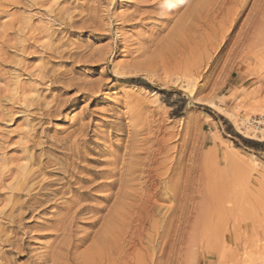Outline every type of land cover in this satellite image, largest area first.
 I'll return each mask as SVG.
<instances>
[{
	"label": "rangeland",
	"instance_id": "rangeland-1",
	"mask_svg": "<svg viewBox=\"0 0 264 264\" xmlns=\"http://www.w3.org/2000/svg\"><path fill=\"white\" fill-rule=\"evenodd\" d=\"M157 1L0 0V264H52L59 228L69 222L51 221L54 204L63 201L54 191L65 197L78 192L71 212L83 210L71 231L82 242L72 253H85L116 201L119 185H107L116 178L112 172L124 173L132 159L137 178L130 182L134 189L128 184L134 200L127 203L135 206L126 210L127 221L115 224L114 237L93 249L103 252L104 264H264V151L241 141L264 144V28L251 33L254 0H242L243 11L229 30L227 20H217L210 46L193 67L200 76L193 77L191 95L163 47L179 15L170 14L168 0L154 6ZM241 34L244 44L237 41ZM130 79L145 82L149 89L139 87L156 96L131 88L136 85L124 82ZM40 161H49V173L34 179L38 183L30 173L29 185L20 189V167L33 172ZM183 177L195 182L196 199L177 209L178 202L165 195L159 205L175 203L176 213L161 224V208L150 216L153 225L150 218L141 224L140 210L134 212L142 208L139 202ZM41 181L51 186L36 189L46 201L43 211L33 212V200L23 203ZM162 229L168 233L157 238L154 232ZM120 256L130 261L121 263Z\"/></svg>",
	"mask_w": 264,
	"mask_h": 264
},
{
	"label": "bare ground",
	"instance_id": "bare-ground-1",
	"mask_svg": "<svg viewBox=\"0 0 264 264\" xmlns=\"http://www.w3.org/2000/svg\"><path fill=\"white\" fill-rule=\"evenodd\" d=\"M157 1V0H156ZM164 1H167V0H158L155 4L156 5H154V6H160V5H162V3H164ZM169 1V3H171L172 4V6H173V10H171V11H169L170 12V14L171 13H173L174 14V16H175V18H176V16L177 15H179V16H177V20L175 21V23H174V25H173V27H172V29L170 30V31H168V34H167V38H166V41H165V46H163L164 47V52H165V54L167 55V56H170V58H171V60L173 61V63H174V66L176 67V68H178V69H180V70H182L183 71V78H184V80H183V85L185 84V86L187 85V87H188V85L191 87V89L188 91L189 93H190V95H191V93L193 92V91H195V90H193L192 91V89L194 88V86H195V80L193 79V77H194V75H199L200 76V72H198V71H196V69H193V67L194 68H196V66H197V58H198V56H202V54H203V52L205 51V49L206 48H208V46H210L209 45V43H210V37H212V33L214 34L215 32H216V29L218 30V27H217V20L218 19H220L221 20V22L222 23H226V22H228V24H226V25H228L227 26V29L225 28L224 30H229L230 28H231V24L234 22V20L242 13V11H243V6H242V4H243V2H242V0H168ZM167 1V2H168ZM243 1H245V0H243ZM166 2V3H167ZM246 2V1H245ZM249 2V1H248ZM263 3H264V0H254V2L252 3V9H251V12L253 11L254 12V16L252 17V20H250V21H252L251 22V25H250V27H251V29H253V31H251V33H252V35H256V33H259V32H261L260 30H261V28H264V17H263V10H262V6H264L263 5ZM170 4V5H171ZM249 4V3H248ZM153 6V7H154ZM171 6V7H172ZM228 6H233L234 7V9L232 10V12L230 11L231 9H229L228 8ZM182 8H185L184 10L182 9ZM160 9H161V7H160ZM183 10L181 13H178L180 10ZM170 10V9H169ZM167 11V10H166ZM168 12V11H167ZM178 13V14H177ZM172 14V15H173ZM241 17V16H240ZM173 18V17H172ZM225 18H227V19H225ZM174 19V18H173ZM225 20H227L226 22H224ZM258 23H260V24H258ZM234 24V23H233ZM249 25V24H248ZM218 26H221V25H218ZM233 26V25H232ZM245 26V25H244ZM223 27V26H222ZM244 28V27H243ZM251 29H247L248 31H246V34H248L249 33V31L251 30ZM223 29L221 28V31H222ZM242 30V29H241ZM245 30V29H244ZM264 30V29H263ZM220 32V31H219ZM226 32V31H225ZM241 32V31H240ZM244 32V31H243ZM248 32V33H247ZM218 33V32H217ZM246 34H241L240 35V37H242L241 38V40H237L239 43H245V41H246V39H247V36H245ZM251 35V36H252ZM249 36V35H248ZM239 37V36H238ZM262 37V36H261ZM224 38V37H223ZM249 38H251V37H249ZM237 39V38H236ZM213 40V39H212ZM235 41V40H234ZM219 42H221V41H219ZM224 42V41H223ZM227 42V41H226ZM228 43V42H227ZM250 44V43H249ZM220 46V45H219ZM223 46V45H222ZM233 46L235 47V45L233 44ZM244 46V45H243ZM247 46V45H246ZM162 47V46H161ZM215 47H217V45L215 46ZM234 47H232V49L234 48ZM241 47V46H240ZM240 47H239V49H240ZM235 49V48H234ZM233 49V51H236V50H234ZM249 49V48H248ZM208 50H210V49H208ZM238 51V50H237ZM236 51V52H237ZM244 51V50H243ZM235 53V52H234ZM238 53V52H237ZM240 53V52H239ZM165 54H163L164 56H166ZM246 54H248V55H250L251 54V52H250V50H248L247 51V53ZM212 56V55H211ZM200 59V58H199ZM202 60V59H201ZM198 67V66H197ZM204 68V67H203ZM204 70V69H203ZM201 71V70H200ZM180 72V71H179ZM203 72V71H202ZM201 72V73H202ZM178 72H176V74H177ZM180 74H182V73H180ZM179 74V75H180ZM202 75V74H201ZM206 75V74H205ZM198 76V77H199ZM203 76V75H202ZM179 78H181L180 76H178ZM179 78L177 79V80H179ZM199 80V79H198ZM181 83V82H180ZM197 84V83H196ZM197 86H199V85H197ZM131 88H133V89H138V90H144V92H148L147 90H145V89H143V88H141V87H136V86H130ZM184 87V86H183ZM185 89V88H184ZM196 89V88H195ZM186 91V90H185ZM151 96H156V94L154 93V92H148ZM193 94V93H192ZM84 97H87V96H84ZM137 100V99H136ZM137 103H138V101H137ZM143 104V103H142ZM138 107H139V105H137ZM140 107H142L141 105H140ZM144 107H146V106H144ZM144 107H142V108H144ZM139 109V108H138ZM146 111V110H145ZM138 112V111H137ZM143 112V111H142ZM144 114V113H143ZM138 115V114H137ZM142 115V114H141ZM140 116V115H139ZM139 120V119H138ZM146 124V123H145ZM135 133V132H134ZM134 136L136 135V133L135 134H133ZM245 136L246 137H249V138H251L250 136V134H245ZM134 142V141H133ZM133 148V147H132ZM132 148H130V149H132ZM129 149V148H128ZM129 149V151H127L126 153H125V156H132V153H131V150ZM125 151V150H124ZM134 151V150H133ZM105 154H111L113 151H111L110 149H106L105 151ZM135 154H137V153H134L133 154V156H135ZM126 158V157H125ZM133 158V157H132ZM158 158V157H157ZM129 159H131V158H129ZM150 159H152V158H150ZM149 159V160H150ZM28 160V159H27ZM134 159H132V161H133ZM153 161H154V158L152 159ZM163 160V159H162ZM118 161H120V160H118ZM117 160H114L113 162H114V164H118L119 162H118ZM131 160H130V163H129V161H128V163L126 164L127 165V170L124 172V173H120V172H118V171H116V172H112V176L115 178V180H113V181H110V182H108V186H113V185H115V184H118L119 185V189L117 190V193L115 194V196H116V201L114 202V204H113V206H111V208H110V210L108 211V214H107V216L105 217V219H104V222H103V224H102V229L100 230V232L99 233H97L98 234V236H96V238H95V240L93 241V245L92 246H90L88 249H87V247H85L87 250H85V249H83V250H85V253H82V254H74L73 255V249L75 250V248L76 247H78V242L80 241V239H78V238H76V237H74L73 236V234H72V231H71V227H72V224L74 223V221H75V217H76V215L79 213V212H82V210L83 209H77V210H75L74 212H71V207L75 204V197L77 196V194H78V192L77 191H73V190H71V191H68V193H71V196H67V197H65V194H66V192L65 191H54L55 193H54V196L56 195V193H60V194H62L63 195V197H60V199H62L63 201L62 202H60L59 204L57 203V204H54V206H55V210L54 211H51L52 212V214H51V221H62V220H69V222L68 223H66L65 225H63L61 228H59V231H61V233H62V237H61V239L60 240H58L57 242H56V244H55V247L57 248V253L56 254H54L53 256H51V258H52V264H104L103 263V259H102V255H103V252L102 253H100V250H99V252L97 251V253L96 252H94L93 251V249H98V247H101V246H103L104 244H106V242H109L110 240L109 239H107V238H109V234H111L112 232H111V230L112 229H114L115 228V224L118 222V221H123L124 219H125V221H127V212H126V210L128 209V208H131L132 206H135V202H136V200L138 201V198H137V196H136V198H135V202L133 203L134 205H130L129 203H127V201L128 200H130V201H133L134 200V198H132L133 200H131V197L133 196L134 197V195L132 194V193H130L129 192V190H131L130 188H129V186L131 185V183L130 182H132L134 179L136 180V176L134 177V174H135V167H134V163H131L132 162ZM158 162V161H157ZM29 163V162H28ZM44 162L43 161H40L39 162V165H37V167H36V169H33V172H31V171H29L27 168H26V165H23V166H21L20 167V170H21V172H22V174L20 175L21 177H20V181L19 182H17V184H18V186H19V188L21 189H25L28 185H29V183H28V185H26L25 186V181H26V178L30 175V173H31V175H32V173H33V181H35L37 178H39V177H41L42 175H44V174H46L48 171H45L46 170V168H48V164H49V161H45V163L43 164ZM125 163V162H124ZM141 163V161L139 162V164ZM146 163V162H145ZM160 163V162H159ZM162 163V162H161ZM161 163L159 164V165H161ZM164 163V162H163ZM141 164H144V162L143 163H141ZM156 164V163H155ZM158 164V163H157ZM145 165H147V164H145ZM145 165H143V166H145ZM149 165V164H148ZM155 166V165H154ZM164 166V164L161 166V167H163ZM173 166V165H172ZM126 167V166H125ZM137 167H138V165H137ZM149 167V166H148ZM155 167H159L158 165L157 166H155ZM185 167V166H184ZM183 167V168H184ZM140 168V167H139ZM152 168H153V166H152ZM182 168V169H183ZM137 169V168H136ZM141 169V168H140ZM154 169V168H153ZM152 169V170H153ZM157 169V168H156ZM188 169H190V168H188ZM193 169V168H192ZM114 170V169H113ZM139 170V169H138ZM150 170H151V168H150ZM149 170V171H150ZM155 170V169H154ZM153 170V171H154ZM158 170V169H157ZM170 170V169H169ZM185 170V169H184ZM184 170H182L183 172H184ZM148 171V170H147ZM172 171V170H171ZM138 172H140V171H138ZM143 172V171H142ZM151 172V171H150ZM192 172H193V170H192ZM49 173V172H48ZM159 173V172H158ZM158 173H156L155 172V174H158ZM169 173V172H168ZM171 173V172H170ZM108 174H111V171H110V173L109 172H107V175ZM150 174V173H149ZM189 174V173H188ZM30 175V176H31ZM137 175V174H136ZM152 175V174H151ZM159 175H161V173H159ZM158 175V176H159ZM163 175V174H162ZM184 175V174H183ZM30 176H29V178H30ZM138 176H139V174H138ZM144 176V175H143ZM154 176V175H153ZM153 176H151V179H152V177ZM164 176H166V175H164ZM168 176V175H167ZM172 176V175H171ZM182 176V175H181ZM181 176H179V177H181ZM140 177V176H139ZM142 177V176H141ZM140 177V178H141ZM146 177V176H145ZM148 177H149V175H148ZM193 177V176H192ZM28 178V179H29ZM31 178V179H32ZM144 177H142L141 179H143ZM157 178V177H156ZM176 178L178 179V177L176 176ZM186 178V177H185ZM184 177H183V179H185ZM188 178V177H187ZM196 178V177H195ZM31 179H29V180H31ZM35 179V180H34ZM169 179V178H168ZM176 179V182H175V184L174 185H170V187H168L167 188V186H165L166 187V189L164 188V190L163 189H161V191L163 190V193H158V192H156L155 190H154V192H151V190H150V194L148 195V197H146L142 202H139V203H141V204H139V206L140 205H142L141 207V209H140V207H137V208H139V209H137L136 208V211H134V212H138L137 210H140V214H139V216H137V217H139V220H141V224L143 223V222H145L144 220L145 219H147L148 220V218H150L151 220H153V222L151 221V222H149L150 224H154V219H153V217H150V216H152V214L155 212V211H157V210H162V209H164V213H163V210H162V213H163V215L162 216H160V222H161V224L163 223V222H165V224H166V220L168 221V217L169 216H173V214H175L176 213V209H175V206L176 205H172V204H170V206L172 205V206H174V207H164V208H162V204L160 203V202H162L163 200H164V196L166 195V197H168V199H172L173 201H168V202H170V203H172V202H174V201H177L178 202V204L179 205H177L176 207H177V209H178V207L180 206V207H182V205L184 204V203H190V202H192L193 200H194V198L192 197V195H191V189H192V183H195V182H192V179H190V178H188V179H185L184 181H183V179H182V181H180V180H177ZM194 179V178H193ZM29 180H27V181H29ZM43 180V179H42ZM134 180V181H135ZM139 180V179H138ZM137 180V181H138ZM150 180V179H149ZM148 180V181H149ZM170 181L169 182H171V179H169ZM32 181V182H33ZM151 181V180H150ZM173 181H174V179H173ZM196 181V180H195ZM35 182H37V181H35ZM42 182V183H41ZM40 182V184L41 185H39V184H37V185H39V187L37 186L36 187V183H33V194L31 195H26L27 197H26V200H25V202L23 203V205H25L26 207L28 206V203L31 201V200H33V212L34 211H37V210H40L39 212H41V211H43L44 209H43V202L44 201H46L45 199H44V201L43 200H40L39 198H40V196H38L39 195V190H41L42 188H44V187H48V186H51V183L49 182V183H44L43 181H41ZM140 181H138V183H139ZM145 182V180L143 181V183ZM167 182V181H166ZM38 183V182H37ZM130 183V185H128ZM133 183V182H132ZM141 183V182H140ZM143 183H141V184H139V186L140 185H142ZM151 183H153V182H151ZM151 183L149 182V184L151 185ZM174 183V182H173ZM172 182H171V184H173ZM91 184H93V183H91ZM146 184V183H145ZM147 184H148V182H147ZM138 185V184H137ZM144 185V184H143ZM155 185V184H154ZM153 185V186H154ZM164 185H165V183H164ZM149 186V185H148ZM147 186V187H148ZM152 186V185H151ZM133 186L131 185V188H132ZM145 187V189H146V186H143V188ZM39 189V190H36V189ZM149 188H151L152 189V187H149ZM155 188V187H154ZM163 188V187H162ZM31 189V188H30ZM133 189H134V187H133ZM158 189H160V188H158ZM32 190V189H31ZM43 190V189H42ZM137 190V189H136ZM140 190V189H139ZM195 190V189H194ZM27 191H29V190H27ZM132 191V190H131ZM138 191V190H137ZM137 191H135V192H137ZM142 191V190H141ZM139 192V194L141 193L142 194V192ZM148 191H149V189H148ZM160 191V190H159ZM192 191H193V189H192ZM138 192H137V194H138ZM143 192H144V189H143ZM147 191H145V193H146ZM148 193V192H147ZM194 193H195V191H194ZM26 194H28V193H26ZM144 194V193H143ZM142 194V195H143ZM191 196H190V195ZM79 195V194H78ZM136 195V194H135ZM141 195V196H142ZM168 195V196H167ZM43 196H45L44 194H43ZM140 196V195H139ZM140 196V197H141ZM145 196H147V195H145ZM145 196H143V197H145ZM39 197V198H38ZM139 197V198H140ZM45 198V197H44ZM142 198V197H141ZM193 198V199H192ZM196 199V198H195ZM39 200V201H38ZM43 201V202H42ZM165 201V200H164ZM32 203V202H31ZM136 203H138V202H136ZM37 205V207H36V205ZM71 204V205H70ZM159 204H161V205H159ZM166 204V203H165ZM195 204V203H194ZM137 205V204H136ZM196 205V204H195ZM186 206H188V205H186ZM189 206H191V205H189ZM193 206V205H192ZM30 207H31V205H30ZM194 207H196V206H194ZM37 208V209H36ZM42 208V209H41ZM162 208V209H161ZM185 208V207H184ZM133 210H135V208H132ZM182 209V208H181ZM189 209V208H188ZM195 209V208H194ZM30 210V209H29ZM63 210H65L64 212H63ZM133 210H132V212H133ZM184 210V209H183ZM182 211V210H181ZM186 211H187V209H186ZM192 211V210H191ZM195 211H197V209L195 210ZM195 211H193V212H195ZM192 212V213H193ZM160 213V212H159ZM196 213V212H195ZM194 213V214H195ZM76 214V215H75ZM132 214V213H131ZM138 214V213H137ZM155 214V213H154ZM161 214V213H160ZM184 214V212H182L181 213V215L180 216H182ZM187 214H188V212H187ZM186 214V212H185V215H187ZM189 214H191V212H190V210H189ZM188 214V215H189ZM135 215H136V213H135ZM134 215V213H133V215L132 216H135ZM156 215V214H155ZM166 216H168L167 218L168 219H166L165 220V217ZM176 216V215H175ZM137 217H136V222H137ZM170 217V218H171ZM183 217H184V215H183ZM131 218V217H130ZM154 218H156V217H154ZM177 218V217H176ZM179 218V217H178ZM188 220L189 219H192V217L190 218V216L189 217H186ZM195 218V217H194ZM193 218V219H194ZM131 220V219H130ZM185 220V219H184ZM187 220V221H188ZM131 221H133V220H131ZM182 221V220H181ZM186 221V222H187ZM192 221V220H191ZM135 222V221H134ZM148 222V221H147ZM157 223V222H156ZM122 224H124V223H122ZM131 224H132V222H131ZM140 224V223H139ZM152 224V225H153ZM171 224H174L173 222H172V220L170 219V222H169V226L171 225ZM180 224H181V222H180ZM148 225V224H147ZM159 225V224H158ZM179 225V224H178ZM119 226V225H118ZM117 226V227H118ZM141 225H139V227H140ZM150 226V225H149ZM160 226H162V225H160ZM164 226V225H163ZM162 226V227H163ZM166 226V225H165ZM169 226H168V228H169ZM175 226V225H174ZM180 226V225H179ZM183 226V225H182ZM122 229H125V228H123L122 226H120ZM151 227H156V225H154V226H151ZM170 227H172V226H170ZM181 227V226H180ZM185 227H186V225H185ZM188 229H189V233L190 232H192V231H190L191 229H193V227L188 223ZM145 228V227H144ZM147 228V227H146ZM145 228V229H146ZM157 228H159V226L157 227ZM183 228V227H182ZM136 229V228H135ZM156 229V228H155ZM164 229V228H163ZM162 229V230H163ZM165 229H167V227H165ZM173 229H174V227H173ZM115 230V229H114ZM127 230V229H126ZM129 230V229H128ZM158 230V229H157ZM160 230V229H159ZM170 230V229H169ZM182 230V229H181ZM184 230V229H183ZM120 231V230H119ZM139 231H141V229L139 230ZM143 231H145V230H143ZM166 231V230H165ZM165 231L163 230V231H161V232H158V231H156V232H154V233H156V234H154V235H156V237L157 238H161L162 236H163V234L165 233ZM168 231V230H167ZM166 231V232H167ZM177 231V230H176ZM122 232H124V230L122 231ZM122 232H120L121 233V235L123 236V233ZM138 232V231H137ZM142 232V231H141ZM141 232H138V233H141ZM171 231H169V233H170ZM187 232V231H186ZM168 233V232H167ZM188 233V232H187ZM117 234V233H116ZM119 234V233H118ZM124 237L126 236V234H128L127 232H124ZM192 234V233H191ZM112 236H113V234H111ZM120 235V234H119ZM118 235V236H119ZM154 235H149L150 236V240H151V238L154 236ZM166 235V234H165ZM174 235V234H173ZM177 235H178V233H177ZM188 235V234H187ZM168 236V235H167ZM191 236V235H190ZM193 236V235H192ZM114 237V236H113ZM120 237V236H119ZM164 237V236H163ZM115 238H117V236L115 237ZM120 238H122V237H120ZM120 238H119V240H120ZM126 238V237H125ZM124 238V239H125ZM154 238V237H153ZM168 238V237H167ZM123 239V238H122ZM164 239V238H163ZM83 240V239H82ZM107 240V241H106ZM109 240V241H108ZM190 240H192V237H191V239ZM190 240H189V242H190ZM80 242H82V241H80ZM115 242H117L116 240H115ZM114 242V244H116ZM126 241H124V243H125ZM128 242V241H127ZM172 242V241H171ZM92 243V242H91ZM118 243V242H117ZM162 243V242H161ZM175 243V242H174ZM113 244V245H114ZM163 244H164V242H163ZM87 246H89V245H87ZM106 246V245H105ZM54 247V248H55ZM115 247H116V245H115ZM126 247V246H125ZM162 247H164V246H162ZM161 246H160V249L162 248ZM173 247V246H172ZM106 249H107V247H105ZM118 248V247H117ZM116 248V249H117ZM153 248V247H152ZM159 247H157V249H158ZM165 248V247H164ZM163 248V249H164ZM101 249H102V247H101ZM109 249V248H108ZM126 249V248H125ZM155 249V248H154ZM153 249V250H154ZM173 249V248H172ZM104 250V249H103ZM112 250H114V249H112ZM162 250V249H161ZM116 251V250H115ZM119 251H123V250H119ZM119 251H118V254H119ZM162 251H164V250H162ZM171 251V250H170ZM105 253H107V251H104ZM109 252H110V250H109ZM147 252H149V251H147ZM156 252H157V250H156ZM114 253V252H113ZM125 253V254H124ZM164 253V252H163ZM172 253V252H171ZM99 254V256H97ZM115 254V253H114ZM116 255L118 258H119V255ZM122 254H124V255H126V254H128V251H127V253H126V251L125 252H123ZM159 254H162V253H159ZM159 254H157V255H159ZM94 255L96 256V257H101V260H102V262H99L100 261V259H98L99 261H97L96 260V258H93L94 257ZM110 254H108V256H109ZM146 255V254H145ZM144 255V256H145ZM147 255H149V254H147ZM146 255V256H147ZM111 256L113 257V254H111ZM127 256V255H126ZM130 256V255H129ZM160 256H162V255H160ZM160 256H158L159 258H160ZM103 257H105V256H103ZM148 257V256H147ZM149 257H150V255H149ZM151 257H152V255H151ZM47 258V257H46ZM48 258H49V256H48ZM106 258H108V257H106ZM118 258H116L117 260H118ZM120 258H122L121 256H120ZM153 258H154V254H153ZM108 259H110V256H109V258ZM108 259H106V261L108 260ZM152 259V258H151ZM150 259V260H151ZM155 259H156V257H155ZM111 260V262L112 261H114L115 262V260L114 259H110ZM125 260H128V259H125ZM125 260H123V258L121 259V263H123V261H125ZM141 260H143V258H141ZM153 260V259H152ZM169 260V259H168ZM48 261H50V260H48ZM128 261H130V260H128ZM156 261V260H155ZM154 261V262H155ZM105 262V261H104ZM114 262H112V263H114ZM117 262V261H116ZM115 262V263H116ZM140 262V261H139ZM169 262H170V260H169ZM108 264H109V262H107ZM146 263H147V261H146ZM106 264V263H105ZM125 264H126V261H125ZM129 264V263H128ZM131 264V263H130ZM139 264H142V263H139ZM145 264V263H144ZM153 264H156V263H153ZM167 264H168V262H167Z\"/></svg>",
	"mask_w": 264,
	"mask_h": 264
},
{
	"label": "trees",
	"instance_id": "trees-1",
	"mask_svg": "<svg viewBox=\"0 0 264 264\" xmlns=\"http://www.w3.org/2000/svg\"><path fill=\"white\" fill-rule=\"evenodd\" d=\"M124 82L131 84V85H136L137 87L142 86V87H145L146 89L150 88L149 85H147L145 82L138 80V79L125 80ZM241 141L245 146H247L249 148H252L254 150L264 151V144H260L259 142H254V141L247 140L244 138H241Z\"/></svg>",
	"mask_w": 264,
	"mask_h": 264
}]
</instances>
